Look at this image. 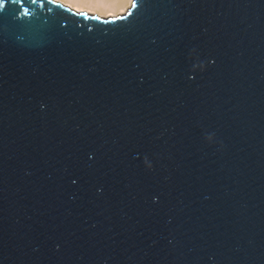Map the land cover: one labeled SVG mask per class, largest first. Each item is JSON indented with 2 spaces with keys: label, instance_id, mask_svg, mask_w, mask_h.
I'll return each instance as SVG.
<instances>
[{
  "label": "water",
  "instance_id": "95a60500",
  "mask_svg": "<svg viewBox=\"0 0 264 264\" xmlns=\"http://www.w3.org/2000/svg\"><path fill=\"white\" fill-rule=\"evenodd\" d=\"M0 264H264V0H4Z\"/></svg>",
  "mask_w": 264,
  "mask_h": 264
},
{
  "label": "bare ground",
  "instance_id": "6f19581e",
  "mask_svg": "<svg viewBox=\"0 0 264 264\" xmlns=\"http://www.w3.org/2000/svg\"><path fill=\"white\" fill-rule=\"evenodd\" d=\"M58 1H60L61 3L63 2L67 6H71L73 9L77 11L84 10V11L106 14V13H115L119 11H124V9L130 5L132 0H58ZM72 11L75 13H85V12H76L74 10Z\"/></svg>",
  "mask_w": 264,
  "mask_h": 264
},
{
  "label": "rangeland",
  "instance_id": "374dc122",
  "mask_svg": "<svg viewBox=\"0 0 264 264\" xmlns=\"http://www.w3.org/2000/svg\"><path fill=\"white\" fill-rule=\"evenodd\" d=\"M52 1H56V2L61 3L58 0H52ZM61 4H63L64 6H67L63 2ZM130 5H131V3H130ZM130 5L127 8H125L124 11H119V12H115V13H106V14H101V13H97V12L95 13V12L84 11V10L83 11H77V10L73 9L71 6H67V7L70 8V9H72V10H74V11H76V12H85V13H87L89 15H94V16H97L98 18L105 19V18H114V17L123 15L128 10V8L130 7Z\"/></svg>",
  "mask_w": 264,
  "mask_h": 264
},
{
  "label": "snow or ice",
  "instance_id": "6c2138e0",
  "mask_svg": "<svg viewBox=\"0 0 264 264\" xmlns=\"http://www.w3.org/2000/svg\"><path fill=\"white\" fill-rule=\"evenodd\" d=\"M3 6H4V0H0V8H2ZM133 6H135V3Z\"/></svg>",
  "mask_w": 264,
  "mask_h": 264
},
{
  "label": "clouds",
  "instance_id": "9594fccd",
  "mask_svg": "<svg viewBox=\"0 0 264 264\" xmlns=\"http://www.w3.org/2000/svg\"><path fill=\"white\" fill-rule=\"evenodd\" d=\"M194 67H196V65H194ZM153 200H154V202H155L156 198L154 197Z\"/></svg>",
  "mask_w": 264,
  "mask_h": 264
}]
</instances>
